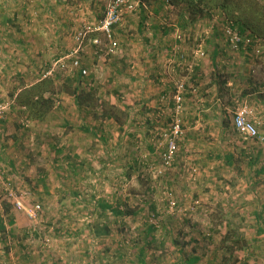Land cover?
<instances>
[{
	"label": "rangeland",
	"instance_id": "obj_1",
	"mask_svg": "<svg viewBox=\"0 0 264 264\" xmlns=\"http://www.w3.org/2000/svg\"><path fill=\"white\" fill-rule=\"evenodd\" d=\"M109 1L0 0V264H190L194 257L193 264H264V38L240 33L217 8L191 14L185 5L160 0L161 25L190 23L194 41L202 35L224 44L218 67L251 94L232 95L221 110V127L182 126L174 159L165 165L161 154L173 112L163 130L144 132L146 141L127 133L124 90L115 88L124 79L110 81L104 65L115 67L112 58L93 62V56L111 57L89 40L103 37L87 32L83 39V47L92 45L95 72L86 68L82 78L64 58ZM139 1L144 7L134 14L152 3ZM256 1L264 7V0ZM149 28L147 22L144 32ZM123 29V35L135 33ZM227 29L250 38L251 46L239 51L227 45ZM176 32L173 38L183 40ZM172 50L177 66L189 68L179 46ZM196 53L204 54L201 46ZM39 83L42 99L33 97L31 108L20 105L28 90V97L38 93ZM259 95L262 109L254 103ZM66 101L88 107L77 120L106 125H90L92 138L86 135V145L98 139L93 158L69 155L71 127H64L58 109ZM240 108L247 109L257 137L243 138L233 128Z\"/></svg>",
	"mask_w": 264,
	"mask_h": 264
},
{
	"label": "crops",
	"instance_id": "obj_2",
	"mask_svg": "<svg viewBox=\"0 0 264 264\" xmlns=\"http://www.w3.org/2000/svg\"><path fill=\"white\" fill-rule=\"evenodd\" d=\"M149 6L137 10L134 15L127 17L121 26L114 29V38L119 43L121 42L120 38L124 37V48L121 49V44H119L117 53L108 59H103L100 55L93 56V62L95 63L112 58V64L115 67L104 65V67L109 68V78L112 79L110 81L124 79V84L116 82L117 86L115 88H123L124 90L127 133H130L131 137L141 136L142 141H146L144 132H152L154 129L163 130L166 125V118L171 117L172 112L171 119H179L182 126L187 125L189 130H194L200 125L221 127L224 118L221 110L225 107V103L229 99H233V96H251V94L241 89V85L236 86L233 81L228 80L229 77L227 78L226 71L224 72L223 69L218 67L220 65L217 64L219 57V61L225 57L222 54L225 45L217 40L215 42V39L209 36L203 38L202 35H200V39L194 41L192 35H194L195 32L193 31L196 27L190 23L186 25L176 22L166 26L161 25L160 0H152ZM179 12L181 11L176 12L177 19L180 18L182 13ZM147 22L150 25L149 33L144 32ZM126 26L135 30V33L123 35L126 31L123 27ZM189 31L191 33L188 36H191V38L184 39V34L186 35ZM175 32H180L183 40H175L173 38ZM92 38L94 37L92 36ZM64 44L68 46V41H64ZM64 44L61 46H64ZM89 44L82 47L83 49L79 55L82 57L83 66L88 68L91 73L93 69L95 72L97 67L90 62L88 56L91 53H89ZM173 45L179 46V51L182 52V55H185V62L189 63V68L183 67L184 69H182L177 66L180 61L176 56V52L172 55ZM200 46L204 51L203 55L196 53L197 48ZM90 47H92L91 44ZM215 65H217V70H214ZM178 87H181L183 91H178ZM82 88L85 90L84 87ZM79 89L74 88V92ZM177 92L181 93L180 107H177L174 100ZM261 93L258 94L261 95ZM260 95L254 103L259 109H262L263 102H261ZM58 109L65 118L63 120L64 127H71L70 133L67 134L68 147L71 149L69 152L70 157L85 156L93 158L95 156L94 152L97 150L98 139L93 140V145H86V135L92 129L90 125L97 126L99 130L105 128L106 125H103L102 120L97 118L90 120L86 117H80L81 119L78 118L77 120L79 113H82L84 109H88L85 104L80 105L79 103L66 101L61 102ZM75 113H77L76 116ZM110 122H113V120ZM38 125L42 127L40 123ZM149 127L151 128L149 129ZM40 130L42 131L43 128H40ZM88 135L92 138L90 132ZM220 136V138H224L225 134L221 133ZM94 137H96V134ZM193 138L195 137L193 136ZM115 140L114 138V145L116 144ZM130 143L133 144V141H130ZM83 146L86 148L84 149ZM109 147L112 149V145ZM68 253L75 254L76 252L69 249ZM56 264L82 263L58 262ZM95 264L111 263L95 262Z\"/></svg>",
	"mask_w": 264,
	"mask_h": 264
},
{
	"label": "built area",
	"instance_id": "obj_3",
	"mask_svg": "<svg viewBox=\"0 0 264 264\" xmlns=\"http://www.w3.org/2000/svg\"><path fill=\"white\" fill-rule=\"evenodd\" d=\"M138 7H144V4L139 0H110L104 9L100 21L95 26L86 28V32L77 33L76 38L78 40V47L64 57L71 59V69L78 72L82 78L88 74V70L82 65V61L78 56V53L83 47V39L87 32H95L103 37V39H101L96 36L91 39V42L97 49H100L101 52H104V54L108 56L116 54L119 44L114 38V29L121 26L127 17L134 15ZM223 35L225 43L233 49H239V51L245 50L247 46H251L252 44L250 38H241L239 33L231 31V29H227ZM239 44L242 46L239 47ZM177 89L180 92L182 91L181 87ZM180 92H177V95L174 97L177 107H180ZM247 117L248 111L246 108L238 109L232 118V126L236 133L243 138H255L258 136V129L255 123ZM182 135L183 130L181 121L179 119H173L169 133L164 135V137H167V146L161 154V157L165 165H169L173 161L177 151L178 141L182 138Z\"/></svg>",
	"mask_w": 264,
	"mask_h": 264
},
{
	"label": "trees",
	"instance_id": "obj_4",
	"mask_svg": "<svg viewBox=\"0 0 264 264\" xmlns=\"http://www.w3.org/2000/svg\"><path fill=\"white\" fill-rule=\"evenodd\" d=\"M172 5H185L191 14L201 12V9L205 7H213L219 9L226 16H228L233 22L239 25L240 33L249 31L259 38H264V7L260 5L256 0H168ZM38 93H34L32 90L30 97L28 93H25L23 100H19L20 105L31 108L35 105L33 97L38 100L42 99L41 83L37 84V87L33 90H37ZM34 109V108H32ZM114 213L118 214L119 211L114 210ZM1 226V225H0ZM2 228V227H1ZM197 259L194 257L188 262L193 264Z\"/></svg>",
	"mask_w": 264,
	"mask_h": 264
}]
</instances>
